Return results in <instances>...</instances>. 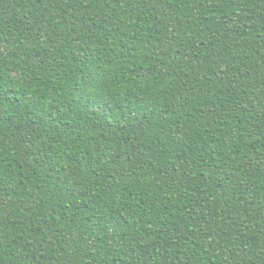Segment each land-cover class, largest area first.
Segmentation results:
<instances>
[{
    "label": "trees",
    "instance_id": "16d2710c",
    "mask_svg": "<svg viewBox=\"0 0 264 264\" xmlns=\"http://www.w3.org/2000/svg\"><path fill=\"white\" fill-rule=\"evenodd\" d=\"M0 264H264V0H0Z\"/></svg>",
    "mask_w": 264,
    "mask_h": 264
}]
</instances>
